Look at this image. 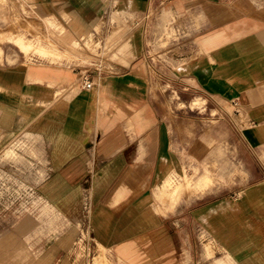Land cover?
<instances>
[{"label":"rangeland","instance_id":"rangeland-1","mask_svg":"<svg viewBox=\"0 0 264 264\" xmlns=\"http://www.w3.org/2000/svg\"><path fill=\"white\" fill-rule=\"evenodd\" d=\"M124 1L100 0L96 29L75 35L58 19L23 17L19 2L0 0L2 71L28 74L32 67L55 69L67 75L75 89L66 82L54 85L36 78L26 79L21 87L0 88V264H226L227 258L230 264H264V228L258 227V221L252 227L234 215V221L209 230L194 209L202 203L206 207L234 204L246 190L264 195V116L256 108L247 115L240 95L224 100L204 96L196 89L192 68L207 56L198 40L206 23L198 4L193 0L156 3L144 17L135 18ZM254 2L264 7V0ZM118 9L123 10L120 20ZM7 35L33 46L21 48L8 42ZM131 45L149 77L137 84L149 90L152 114L170 134V162L162 181L184 186L172 206L167 196L157 193L158 188L154 191L153 211L169 217L163 228L120 245L103 244L104 248L91 223L94 189L90 174L94 176L95 171L88 173L83 168L80 173V165L58 164L67 151L59 146L68 137L74 146L82 120L95 122L99 109L103 119L114 108L124 114L115 119L111 115L101 139L113 128L127 129L126 118L145 104L115 97L112 86L105 83L122 72L118 64L128 62L130 53L122 59ZM37 46L52 54L40 52ZM11 53L19 55V68L10 66L15 61ZM95 67L104 77L100 101L96 97L99 85L83 89L77 75L79 69L92 72ZM180 72L185 73L184 82L177 79ZM120 99L123 102L113 106ZM151 111L146 114L151 116ZM64 125L73 132L61 131ZM79 154L74 148L67 151L70 157ZM72 176L79 182L66 189V180ZM204 176L211 184L205 189L193 188ZM187 182L190 185L185 186ZM256 214L260 217L258 211ZM70 218L76 219L75 228L68 223ZM58 252L67 259L57 263L52 258Z\"/></svg>","mask_w":264,"mask_h":264},{"label":"crops","instance_id":"crops-1","mask_svg":"<svg viewBox=\"0 0 264 264\" xmlns=\"http://www.w3.org/2000/svg\"><path fill=\"white\" fill-rule=\"evenodd\" d=\"M18 1L31 7L27 16L21 12L22 8L19 9L23 17L46 18L53 22L58 19L64 26H70L75 35L92 33L100 21V0ZM174 1L178 0H126L124 5L127 6L126 10L130 12L129 14L139 18L144 17L149 7L156 3H178ZM193 1L202 8L206 16L202 30L205 32L198 36V40L207 56L194 63L191 74L196 89L204 96L224 100L240 95V105L242 110H246L247 115L256 108L257 113L264 116V7H258L254 0ZM122 12L123 10H119L118 15ZM63 14H66L67 18ZM121 16H117V19L120 20ZM44 31L47 32L45 24ZM129 53L131 55L128 62L118 64L122 72L118 75L116 73L117 76L108 78L105 82L108 86H112L110 91H113L115 97H127L126 101L129 103L145 102L142 107L139 106L134 111V115L129 114L126 118L127 129L113 128L100 139V134L110 123L111 115L115 119L124 114L114 108L112 114H108L107 118L103 119L100 118L99 109L95 115L97 117L95 122L88 123L82 120L76 132L80 137L79 140L74 141V146L73 140H69V137L59 146L60 149L67 151L74 148L80 151V154L70 157L66 151L62 157H59L61 161L58 164L80 165L82 167L80 173L84 172L83 168H87L88 173L95 171L94 176L90 174L94 189L91 223L93 232L103 247V244L120 245L152 229L163 228L169 218L153 211L152 198L154 191L164 179L165 167L170 162V134L161 120L152 114L154 104L149 90L145 91L137 84H142L141 80L149 81V77L146 66L137 62L134 45L129 47L128 55L122 60H125ZM11 56L15 57V61L10 66L19 68L20 64L17 62L19 55L17 57L11 53ZM0 69L1 89L21 87L26 79L36 78L55 83L54 85L66 82L71 90H75L73 82L66 78L67 75L60 74L55 69L32 67L28 74L18 70L8 73L3 72L1 67ZM184 77V72L177 75L179 81L184 82ZM101 79L104 77L102 76ZM100 80L96 90L98 101H100ZM62 101L66 104V100ZM121 101L123 102L121 99L116 100L113 106H117L116 102ZM147 110H152L151 116L146 114ZM132 116L136 119L133 120ZM64 126L65 130L61 128V131L63 129L65 133L73 132V128H69L71 126ZM78 182L77 176H72L68 181L66 180L65 188L75 187ZM198 206L194 208L196 217L209 230L220 227V223L234 221V215L241 221L251 223L252 227L255 226L252 223L258 221V227L264 228L263 194L255 192L249 194V190H246L241 199L234 204L223 203L222 206L209 204L206 207L202 203ZM257 211L260 217H257ZM162 213L166 214V212ZM75 220L72 218L68 220L74 228ZM208 244L214 247V243ZM66 256L58 252L52 259L58 263L67 259ZM227 257L231 261L234 260L229 253ZM225 262L230 264L228 258Z\"/></svg>","mask_w":264,"mask_h":264},{"label":"bare ground","instance_id":"bare-ground-1","mask_svg":"<svg viewBox=\"0 0 264 264\" xmlns=\"http://www.w3.org/2000/svg\"><path fill=\"white\" fill-rule=\"evenodd\" d=\"M165 34H167V36L170 34L169 31L166 32ZM164 34V37L167 38V36H165ZM6 37H8L6 40L8 42H13V43H17L18 46H20L21 48H28V47H32V43H30L29 41H26L20 37H12L10 38L11 36L7 35ZM169 37V36H168ZM1 48V47H0ZM38 50L42 53H45V54H52L51 52L45 50L43 47H40V46H37ZM58 53L57 51H54V54ZM61 104H65V101H61ZM187 184V185H186ZM185 184V186H188L190 184H188V182ZM211 184V179L208 178L207 176H204L202 177L200 180H197L193 183L192 187L195 188V189H205L206 187H208L209 185ZM184 184L182 183H177V184H170L168 180H164L161 182L160 186L158 187V191L157 193L158 194H162V195H165L167 196V198H169V202H170V205L172 206V204L174 203V201L177 199L178 197V194L183 190V187Z\"/></svg>","mask_w":264,"mask_h":264},{"label":"built area","instance_id":"built-area-1","mask_svg":"<svg viewBox=\"0 0 264 264\" xmlns=\"http://www.w3.org/2000/svg\"><path fill=\"white\" fill-rule=\"evenodd\" d=\"M20 4L22 6L21 12L26 16L29 15L31 7L26 6L24 3ZM97 66L100 67L99 64ZM98 67H95V71L92 72L89 68H83L81 70L79 69V73H77V75L79 76L81 88L88 90L98 84L99 80L101 79L100 70Z\"/></svg>","mask_w":264,"mask_h":264}]
</instances>
